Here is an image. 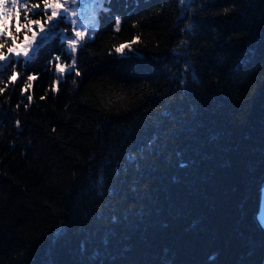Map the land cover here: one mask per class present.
<instances>
[{"label":"trees","instance_id":"obj_1","mask_svg":"<svg viewBox=\"0 0 264 264\" xmlns=\"http://www.w3.org/2000/svg\"><path fill=\"white\" fill-rule=\"evenodd\" d=\"M39 2L18 0L21 24L26 13L41 18L27 12ZM104 7L93 34L97 6L67 0L56 29L66 38L37 47L46 37L34 26L29 57L0 69V264H264L254 220L264 0ZM74 28L86 36L77 44L81 77L55 70L56 55L71 64ZM0 41L10 55V39ZM27 75L36 80L21 92Z\"/></svg>","mask_w":264,"mask_h":264},{"label":"snow or ice","instance_id":"obj_2","mask_svg":"<svg viewBox=\"0 0 264 264\" xmlns=\"http://www.w3.org/2000/svg\"><path fill=\"white\" fill-rule=\"evenodd\" d=\"M109 0H91V3L96 5L97 8L90 14V22L92 23V33L94 34L97 27V21L96 16L99 12L107 13L110 11V9L104 7L106 3H108ZM184 2H187V0H184ZM8 3V0H0V37H8L11 41V46L7 47V53L10 55H6L3 49L6 47V41H0V62H4L0 64V69L6 68V67H15L16 64L20 62V57H29V47L31 46L32 42L36 40L37 38V32L33 31V27L36 26L39 28V32L43 34V37H46L43 41H40V44L37 45V47L43 45L47 42L48 39L59 36L61 40L63 41L65 37L64 31L57 32V26L60 23L61 20L68 19V9L65 8V3H67V0H64L62 3V0H40L39 3H33L31 5V8L27 9L28 13H31L35 16H39L41 18L36 19H28L27 13L25 14V20L26 22L21 24L19 21V11H17V3L18 0H11V8H6V4ZM41 3L43 7L41 8ZM72 3L75 4L76 0H72ZM82 3L87 4L88 0H82ZM85 11H87V8H85ZM15 15L17 17L16 25H15V33L11 30V25L9 24V20L11 17ZM77 15L76 11L71 12V16L75 17ZM72 24H75L76 21L72 20ZM121 19L117 17L115 19V31L119 32L121 27ZM45 25H48V28H45ZM22 29H26L27 31L24 33V38L20 43H17L18 40V34L22 31ZM31 33V36L28 35V33ZM73 37L67 39V48L65 49V52L71 57V64L64 65L58 63L61 59L59 55L55 56L56 63V72L61 74L62 76L66 74V69L68 73H71L73 70H75V76L81 77L82 73L78 70V59L76 56V53L78 52L77 44H80V48L84 47V43L86 41L85 32L75 30L73 29ZM92 37L89 36L87 39H91ZM136 39H139V37H136ZM131 50V43L129 44H122L119 47L115 48V52L120 55L125 54V50ZM27 81L29 83H25L24 88L21 90V92H25L28 89H31L33 87L31 81L36 80L35 75H27L26 77ZM8 80L15 84L17 82V74L15 71L12 72L10 76H8ZM73 83H76L74 80ZM53 91H58L57 88H53ZM5 92L4 87H0V94ZM45 97H41V99H44ZM27 104L24 105L25 108L28 107L29 104L33 102V96L27 95ZM19 107V105L17 106ZM19 121H17V125H19ZM261 225L264 226V217L260 218Z\"/></svg>","mask_w":264,"mask_h":264},{"label":"water","instance_id":"obj_3","mask_svg":"<svg viewBox=\"0 0 264 264\" xmlns=\"http://www.w3.org/2000/svg\"><path fill=\"white\" fill-rule=\"evenodd\" d=\"M259 189L254 207V220L264 235V226L261 225L260 218L264 217V174L259 181Z\"/></svg>","mask_w":264,"mask_h":264}]
</instances>
